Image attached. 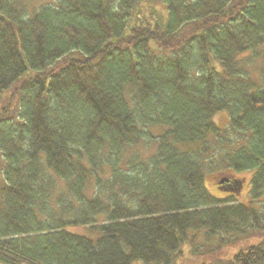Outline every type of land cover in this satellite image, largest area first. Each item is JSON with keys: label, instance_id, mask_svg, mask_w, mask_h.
Instances as JSON below:
<instances>
[{"label": "trees", "instance_id": "16d2710c", "mask_svg": "<svg viewBox=\"0 0 264 264\" xmlns=\"http://www.w3.org/2000/svg\"><path fill=\"white\" fill-rule=\"evenodd\" d=\"M27 8L0 0V264H264V0Z\"/></svg>", "mask_w": 264, "mask_h": 264}, {"label": "rangeland", "instance_id": "374dc122", "mask_svg": "<svg viewBox=\"0 0 264 264\" xmlns=\"http://www.w3.org/2000/svg\"><path fill=\"white\" fill-rule=\"evenodd\" d=\"M20 1L27 5L28 11L34 10L40 4H48V3H54L55 2V0H20ZM214 121L221 127L226 126L229 122V113L227 111H222V112L218 113L214 117ZM156 130L158 132H161L162 130H164V127H158V128H156ZM150 148H149V150H150ZM149 150H147L146 152H148ZM239 177L242 178L244 185H243V188L240 190L238 196H236L234 198L237 199L236 202L248 204V202L250 200V188H251L250 183H249L250 174L249 173L242 174ZM222 178H224V177L208 176V177H206L205 184H206L208 190L210 191V193L213 196H215L216 198L228 199V198H230L231 194H227L225 192H222L217 187V183L219 181H221ZM75 231L78 233L88 235V236H92V237L97 236V233L94 230L87 229L86 227H78L77 229H75ZM182 249H183L184 255L182 257H179L178 259H176L174 264H194L198 261V257H195L194 255H192L190 253L189 245H187V244L183 245Z\"/></svg>", "mask_w": 264, "mask_h": 264}, {"label": "flooded vegetation", "instance_id": "af4514ba", "mask_svg": "<svg viewBox=\"0 0 264 264\" xmlns=\"http://www.w3.org/2000/svg\"><path fill=\"white\" fill-rule=\"evenodd\" d=\"M219 182H220V181H219ZM232 184H233V181H232L231 179H229V180H227V181H224L223 183H218V184H217V187L220 186V185H221V187H222V186H230V185H232ZM241 184H242V186L244 185V183L241 182L240 185H239V187L241 186ZM239 190H240V188H239Z\"/></svg>", "mask_w": 264, "mask_h": 264}, {"label": "water", "instance_id": "95a60500", "mask_svg": "<svg viewBox=\"0 0 264 264\" xmlns=\"http://www.w3.org/2000/svg\"><path fill=\"white\" fill-rule=\"evenodd\" d=\"M227 180H229V179H224V180H222L220 183H223L224 181H227ZM243 188V186H242V184H241V186H240V190Z\"/></svg>", "mask_w": 264, "mask_h": 264}]
</instances>
